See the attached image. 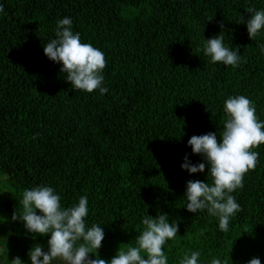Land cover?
<instances>
[{"label":"trees","instance_id":"obj_1","mask_svg":"<svg viewBox=\"0 0 264 264\" xmlns=\"http://www.w3.org/2000/svg\"><path fill=\"white\" fill-rule=\"evenodd\" d=\"M0 8V264H30L35 244L47 251L48 237L32 239L11 220L23 191L37 185L52 186L65 206L87 196V219L105 232L93 258L134 246L142 217L165 214L179 226L163 249L169 264L197 250L202 264H264V144L252 149L256 167L232 193L241 211L227 233L207 211L183 207L187 181L211 183L207 166L181 168L186 155L203 162L187 141L220 136L229 96L248 97L264 120V34L252 41L238 23L264 0H0ZM65 16L104 53L107 93L74 91L45 56ZM217 34L240 49L238 67L209 64L201 53L204 37Z\"/></svg>","mask_w":264,"mask_h":264},{"label":"clouds","instance_id":"obj_2","mask_svg":"<svg viewBox=\"0 0 264 264\" xmlns=\"http://www.w3.org/2000/svg\"><path fill=\"white\" fill-rule=\"evenodd\" d=\"M0 11H3L0 8ZM250 16H242L238 23L246 24L250 40L264 34V9H246ZM211 20V19H209ZM221 32L224 25L220 24ZM264 54V45H260ZM45 56L60 65V72L74 91L103 95L108 92L103 75L106 59L102 50L91 43L82 42L79 32L73 30V20L65 16L54 28V38L43 45ZM201 53L208 63L238 67L242 56L240 49L225 44L224 35L204 37ZM225 120L220 136L216 132L193 135L187 141L193 154H199L203 162L192 163L184 157L181 168L189 174L203 173L207 166V177L211 183L201 180L186 182L183 207L193 214L207 211L218 219V229L227 233L231 219L241 211L240 204L232 193L244 187L246 173L254 170L259 153L252 149L264 144V120L256 115V106L244 95L229 96L223 103ZM61 195L52 186L37 185L25 189L13 211L11 220L21 222L32 239L45 236L47 251L43 245L35 244L27 253L30 264H169L164 246L174 240L179 226L175 219L170 222L165 214L145 215L141 219L142 229L135 245L120 248L111 259L95 258L105 238L100 223H89V201L80 196L77 202L65 206ZM38 210V212H37ZM5 220L0 217V222ZM200 251L185 252L179 264H202ZM13 264H27L21 258ZM210 264H227V260L213 258ZM247 264H261L253 257Z\"/></svg>","mask_w":264,"mask_h":264},{"label":"rangeland","instance_id":"obj_3","mask_svg":"<svg viewBox=\"0 0 264 264\" xmlns=\"http://www.w3.org/2000/svg\"><path fill=\"white\" fill-rule=\"evenodd\" d=\"M4 214V212H2V209H1V205H0V217Z\"/></svg>","mask_w":264,"mask_h":264}]
</instances>
